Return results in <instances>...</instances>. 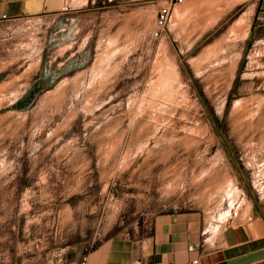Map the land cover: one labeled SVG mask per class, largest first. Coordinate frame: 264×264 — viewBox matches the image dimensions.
Wrapping results in <instances>:
<instances>
[{
  "label": "rangeland",
  "instance_id": "374dc122",
  "mask_svg": "<svg viewBox=\"0 0 264 264\" xmlns=\"http://www.w3.org/2000/svg\"><path fill=\"white\" fill-rule=\"evenodd\" d=\"M257 2L68 0L54 24L0 22V264H75L160 212L264 225Z\"/></svg>",
  "mask_w": 264,
  "mask_h": 264
},
{
  "label": "crops",
  "instance_id": "0c3cea01",
  "mask_svg": "<svg viewBox=\"0 0 264 264\" xmlns=\"http://www.w3.org/2000/svg\"><path fill=\"white\" fill-rule=\"evenodd\" d=\"M66 2L0 0V22L50 16L54 24ZM255 12L256 33L264 38V0H258ZM249 222L233 218L209 225L198 210L160 212L147 230L112 232L88 253L79 251L75 264L84 259V264H192L195 259L197 264H264V225Z\"/></svg>",
  "mask_w": 264,
  "mask_h": 264
},
{
  "label": "built area",
  "instance_id": "2783aa9c",
  "mask_svg": "<svg viewBox=\"0 0 264 264\" xmlns=\"http://www.w3.org/2000/svg\"><path fill=\"white\" fill-rule=\"evenodd\" d=\"M68 8H69V3L66 2V3L62 6L61 12H62V13L65 12L66 10H68ZM5 17H6V16H5ZM26 17H27L28 19H30V20H38V21H42V20L50 19L51 24H53V17H50V16H42V17H29V16H26ZM10 20H13V19H9L8 21H10ZM217 220H219V221H216L215 224H217V225H221L222 220H220V217H219ZM217 222H218V223H217ZM84 263H85V259L82 261V264H84ZM197 263H198V260H197V259H195V260L192 261V264H197Z\"/></svg>",
  "mask_w": 264,
  "mask_h": 264
},
{
  "label": "bare ground",
  "instance_id": "6f19581e",
  "mask_svg": "<svg viewBox=\"0 0 264 264\" xmlns=\"http://www.w3.org/2000/svg\"><path fill=\"white\" fill-rule=\"evenodd\" d=\"M160 67V66H159ZM234 190V189H233ZM236 194V193H235Z\"/></svg>",
  "mask_w": 264,
  "mask_h": 264
},
{
  "label": "trees",
  "instance_id": "16d2710c",
  "mask_svg": "<svg viewBox=\"0 0 264 264\" xmlns=\"http://www.w3.org/2000/svg\"><path fill=\"white\" fill-rule=\"evenodd\" d=\"M17 106V105H16Z\"/></svg>",
  "mask_w": 264,
  "mask_h": 264
}]
</instances>
